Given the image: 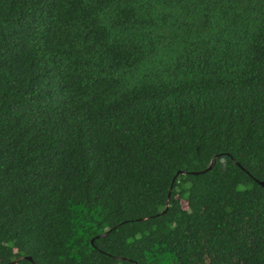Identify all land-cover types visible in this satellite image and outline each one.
<instances>
[{
	"label": "trees",
	"instance_id": "1",
	"mask_svg": "<svg viewBox=\"0 0 264 264\" xmlns=\"http://www.w3.org/2000/svg\"><path fill=\"white\" fill-rule=\"evenodd\" d=\"M261 180L264 0H0V264H264Z\"/></svg>",
	"mask_w": 264,
	"mask_h": 264
},
{
	"label": "water",
	"instance_id": "2",
	"mask_svg": "<svg viewBox=\"0 0 264 264\" xmlns=\"http://www.w3.org/2000/svg\"><path fill=\"white\" fill-rule=\"evenodd\" d=\"M216 161H217V155H215V156L213 157V159H212L210 165H209L206 169L199 170V171H193V172H183V171H181V172H183V173H187V174H188V173H192V174H203V173H205V172H207V171L213 169V167H214L215 164H216ZM175 179H176V177L174 178V180H175ZM259 182L264 186V180H261V181H259ZM172 189H173V185H172L171 188H170L169 195H168V199H167V205H166V209L164 210V212H166V211L168 210V208H169V205H170V199H171V194H172ZM144 219H146V218H143V220H144ZM108 233H109V231H106L105 233L99 235L98 237H104V236L108 235ZM94 240H95V238L92 239V242H94ZM26 259L29 260V261H32V262L35 264L33 257H32V256H28V255H26V256H21V257H19L18 259H15L14 261H12V262H10V263H8V264H18L20 261H22V260H26Z\"/></svg>",
	"mask_w": 264,
	"mask_h": 264
},
{
	"label": "rangeland",
	"instance_id": "3",
	"mask_svg": "<svg viewBox=\"0 0 264 264\" xmlns=\"http://www.w3.org/2000/svg\"><path fill=\"white\" fill-rule=\"evenodd\" d=\"M184 205L186 206V204L184 203Z\"/></svg>",
	"mask_w": 264,
	"mask_h": 264
}]
</instances>
